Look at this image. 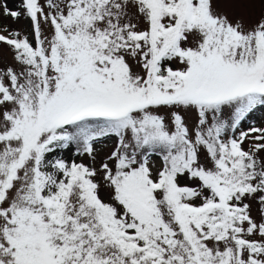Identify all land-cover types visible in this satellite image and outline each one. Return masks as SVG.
<instances>
[{"label":"snow or ice","instance_id":"6c2138e0","mask_svg":"<svg viewBox=\"0 0 264 264\" xmlns=\"http://www.w3.org/2000/svg\"><path fill=\"white\" fill-rule=\"evenodd\" d=\"M0 264H264V0H0Z\"/></svg>","mask_w":264,"mask_h":264},{"label":"rangeland","instance_id":"374dc122","mask_svg":"<svg viewBox=\"0 0 264 264\" xmlns=\"http://www.w3.org/2000/svg\"><path fill=\"white\" fill-rule=\"evenodd\" d=\"M9 6L11 7L12 5L10 4ZM8 23H11V22L9 21ZM26 24H27L26 21H21L19 24H13L12 27H14V28H23V27H25ZM9 59H10V57H9ZM259 117H260V114H257V123H259ZM109 150L110 149L106 148V149H104V152H107ZM101 155H103V153H101ZM255 214L256 213L254 212V215Z\"/></svg>","mask_w":264,"mask_h":264}]
</instances>
